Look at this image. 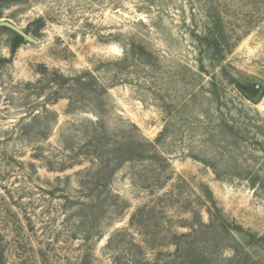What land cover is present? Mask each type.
Masks as SVG:
<instances>
[{
    "label": "rangeland",
    "instance_id": "obj_1",
    "mask_svg": "<svg viewBox=\"0 0 264 264\" xmlns=\"http://www.w3.org/2000/svg\"><path fill=\"white\" fill-rule=\"evenodd\" d=\"M3 22L0 264H264V0H0Z\"/></svg>",
    "mask_w": 264,
    "mask_h": 264
},
{
    "label": "water",
    "instance_id": "obj_2",
    "mask_svg": "<svg viewBox=\"0 0 264 264\" xmlns=\"http://www.w3.org/2000/svg\"><path fill=\"white\" fill-rule=\"evenodd\" d=\"M0 26H6L10 29L16 30V28L14 26H12L11 24L6 23V22L0 23ZM263 97H264V87L260 88L257 95L250 96L249 99L254 103H259V101H261L263 99Z\"/></svg>",
    "mask_w": 264,
    "mask_h": 264
},
{
    "label": "trees",
    "instance_id": "obj_3",
    "mask_svg": "<svg viewBox=\"0 0 264 264\" xmlns=\"http://www.w3.org/2000/svg\"><path fill=\"white\" fill-rule=\"evenodd\" d=\"M21 40H22L21 38H17V39L15 40V42H14V44H13V48H14V50L18 49L19 46L22 44V41H21Z\"/></svg>",
    "mask_w": 264,
    "mask_h": 264
}]
</instances>
